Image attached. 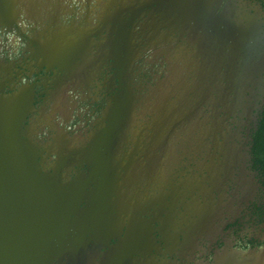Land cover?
I'll return each instance as SVG.
<instances>
[{"label":"flooded vegetation","instance_id":"af4514ba","mask_svg":"<svg viewBox=\"0 0 264 264\" xmlns=\"http://www.w3.org/2000/svg\"><path fill=\"white\" fill-rule=\"evenodd\" d=\"M0 98L46 264H264V0H0Z\"/></svg>","mask_w":264,"mask_h":264},{"label":"water","instance_id":"95a60500","mask_svg":"<svg viewBox=\"0 0 264 264\" xmlns=\"http://www.w3.org/2000/svg\"><path fill=\"white\" fill-rule=\"evenodd\" d=\"M229 27L232 64L239 54L252 53L253 35L232 21ZM14 125V106L0 98V264H46L58 219Z\"/></svg>","mask_w":264,"mask_h":264}]
</instances>
